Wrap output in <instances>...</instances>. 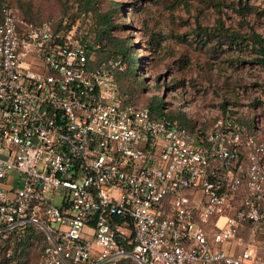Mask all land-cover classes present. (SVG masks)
I'll return each mask as SVG.
<instances>
[{
  "label": "built area",
  "instance_id": "built-area-1",
  "mask_svg": "<svg viewBox=\"0 0 264 264\" xmlns=\"http://www.w3.org/2000/svg\"><path fill=\"white\" fill-rule=\"evenodd\" d=\"M126 67L1 6L0 235L41 229L37 264H264V105L188 130Z\"/></svg>",
  "mask_w": 264,
  "mask_h": 264
},
{
  "label": "rangeland",
  "instance_id": "rangeland-1",
  "mask_svg": "<svg viewBox=\"0 0 264 264\" xmlns=\"http://www.w3.org/2000/svg\"><path fill=\"white\" fill-rule=\"evenodd\" d=\"M1 3L9 5L19 17L65 24L88 43L96 38V15L118 6L112 17L116 28L111 34L131 44L142 62L137 83L129 76L121 84L137 91L139 105L158 99L167 112L181 113L193 124L206 126L218 118L219 105L226 100L238 102L228 108L243 123L255 113L256 106L263 110L264 65L254 61L257 54L250 47L240 50L223 45L214 49L211 43L201 44L195 35L197 24L212 26L218 17L205 0H98L96 13L88 14L79 0H0ZM240 3L252 10L245 17L234 11ZM226 4L229 7L221 14L225 27L245 35L253 30L264 37V15L256 13L264 10V0H226ZM135 68H139L138 62ZM212 109L216 110V118ZM44 245L43 234L42 240L32 242L26 257L9 262V253L3 250L0 239V264H37ZM253 247L264 257V244ZM126 260L124 264H138Z\"/></svg>",
  "mask_w": 264,
  "mask_h": 264
},
{
  "label": "trees",
  "instance_id": "trees-1",
  "mask_svg": "<svg viewBox=\"0 0 264 264\" xmlns=\"http://www.w3.org/2000/svg\"><path fill=\"white\" fill-rule=\"evenodd\" d=\"M183 1V0H182ZM217 14L218 17L215 20V23L212 26H201L197 24L196 28L194 29L195 35L199 38L201 44L211 43L210 45L214 49H221L223 45L229 48H248L254 53L257 54L255 56L254 61L259 64L264 65V37L261 36L260 33L251 31L250 34H242L237 31H232L229 28L224 26L223 19L221 18V14L224 12V8H228L229 5L226 4V0H205ZM81 7L83 8L86 14L90 12L96 13L98 0H79ZM3 4H0V8ZM117 7L115 6L113 9L108 10L102 14H97L95 19V30L96 38L91 43H88L83 37L77 35V37L84 43L87 44L88 49L91 52H94L96 58L101 60L105 57H110L112 55L119 56L122 60L126 62V70L120 73L117 76L118 85L121 91L128 93L131 99V102L136 103L137 98V91L132 89H128L121 84L124 78H128L129 76L134 78V81L137 83L138 72L141 70L142 65L140 59L135 55V50L131 44L125 42V40H117L111 34V31L116 28V25L113 21V14L117 13ZM236 13H238L241 17H245L249 14L252 10L246 4H239L237 8L234 9ZM257 15L262 16L264 15V10L260 12H256ZM23 18V17H22ZM28 21L39 23L41 21H34L30 18H25ZM46 20V19H45ZM54 27L55 28H66L65 24L61 25L56 20H54ZM96 44L100 45L99 50H95L94 46ZM139 63V68L136 69V63ZM134 70L136 73L134 74ZM137 104V103H136ZM237 105L238 102L234 101H223L220 103V108L222 109L223 116L233 115L234 112L232 110H228L229 105ZM145 106L149 107L152 114L155 117H162L166 116L169 118L177 119L179 124L187 128L188 130L192 129L196 124H193L190 120L186 119L183 114L181 113H169L165 110L163 101L158 99H154L146 104ZM229 113V114H228ZM239 121H241L239 119ZM34 226H26L24 229L13 231L10 234L3 236L0 235V239L3 241V250L5 253L8 254V261L10 262L11 259H15L16 257L23 256L26 257L29 250L32 248V242L34 240H42L43 234L42 230ZM45 239V236H44ZM40 253L37 256L39 258ZM124 258L120 260V264H124L127 262Z\"/></svg>",
  "mask_w": 264,
  "mask_h": 264
}]
</instances>
